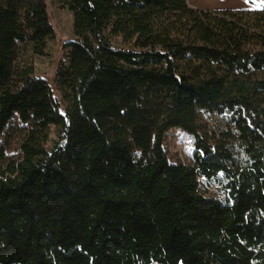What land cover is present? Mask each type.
<instances>
[{
    "label": "trees",
    "instance_id": "obj_1",
    "mask_svg": "<svg viewBox=\"0 0 264 264\" xmlns=\"http://www.w3.org/2000/svg\"><path fill=\"white\" fill-rule=\"evenodd\" d=\"M54 1L61 99L46 0H0V264H264V7Z\"/></svg>",
    "mask_w": 264,
    "mask_h": 264
},
{
    "label": "rangeland",
    "instance_id": "obj_2",
    "mask_svg": "<svg viewBox=\"0 0 264 264\" xmlns=\"http://www.w3.org/2000/svg\"><path fill=\"white\" fill-rule=\"evenodd\" d=\"M222 1L233 4L235 0ZM256 1L260 3L259 1L261 0ZM46 3L49 18L55 31V38L49 42L48 55L35 59V74L47 80L54 94L61 99L55 78L59 64L66 60L68 49L65 47V44L73 39V13L54 0H46ZM112 43L120 49H135L133 45L125 44L120 38H113ZM52 130L51 139H55V128H52ZM165 147L172 162L184 165H190L192 163V155L195 148L194 138L189 133L179 128L169 130L166 136ZM201 191L206 196L221 197L222 195V191L217 184L209 185L204 182L201 185Z\"/></svg>",
    "mask_w": 264,
    "mask_h": 264
},
{
    "label": "crops",
    "instance_id": "obj_3",
    "mask_svg": "<svg viewBox=\"0 0 264 264\" xmlns=\"http://www.w3.org/2000/svg\"><path fill=\"white\" fill-rule=\"evenodd\" d=\"M234 1V0H233ZM235 0L233 4H228L222 0H188V3L193 8L203 10H254L262 9L264 7V0Z\"/></svg>",
    "mask_w": 264,
    "mask_h": 264
}]
</instances>
